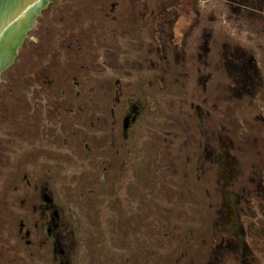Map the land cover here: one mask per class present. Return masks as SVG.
<instances>
[{"label":"rangeland","instance_id":"rangeland-1","mask_svg":"<svg viewBox=\"0 0 264 264\" xmlns=\"http://www.w3.org/2000/svg\"><path fill=\"white\" fill-rule=\"evenodd\" d=\"M103 2L0 41V264H264V0Z\"/></svg>","mask_w":264,"mask_h":264},{"label":"water","instance_id":"water-1","mask_svg":"<svg viewBox=\"0 0 264 264\" xmlns=\"http://www.w3.org/2000/svg\"><path fill=\"white\" fill-rule=\"evenodd\" d=\"M42 0H0V41L2 40L3 36L6 34L7 30L17 21L19 20L27 10L36 4H38ZM47 6V0H44V5L40 8L39 12L33 18L34 20L40 15L41 10ZM33 28L31 24L25 31L29 32ZM25 37L22 38L24 41ZM21 40L20 44L16 46L15 49L21 48L23 45V41ZM17 57L16 53L15 56L12 58L10 62L5 64L0 70V74L9 68L13 63L14 59Z\"/></svg>","mask_w":264,"mask_h":264},{"label":"bare ground","instance_id":"bare-ground-1","mask_svg":"<svg viewBox=\"0 0 264 264\" xmlns=\"http://www.w3.org/2000/svg\"><path fill=\"white\" fill-rule=\"evenodd\" d=\"M41 5H43V0L40 1L38 4H36L35 6L29 8V9L27 10V12H25V14H24L19 20H17L15 23H23L24 21H27L28 17L30 16V14H32V12L34 11V9H35V8L38 9L39 7H41ZM33 15H34V14H33ZM33 15L31 16V20H32ZM15 23H14V24H15ZM28 27H29V26H28ZM28 27H27V28H28ZM27 28H26V29H27ZM22 36H23V37H22ZM21 37L24 38L25 35H21ZM18 41H20V39H19ZM19 43H20V42H19ZM15 44H16V43H15ZM15 48H16V47H15ZM11 51H14V48H12ZM13 54H14V52H13L10 56L0 58V63H1V64H4L3 66H5V64H7L8 62L11 61V57L13 56ZM3 66H2V67H3Z\"/></svg>","mask_w":264,"mask_h":264},{"label":"trees","instance_id":"trees-1","mask_svg":"<svg viewBox=\"0 0 264 264\" xmlns=\"http://www.w3.org/2000/svg\"><path fill=\"white\" fill-rule=\"evenodd\" d=\"M127 0H122V5L126 2ZM104 4L106 3V0H104V2H103ZM101 26V25H100ZM105 33H107V31H105ZM110 34V33H109ZM46 43H48V41H45ZM64 80V79H63ZM75 88L76 87H79L80 86V82L77 80V79H75V83H74V85H73ZM87 86H93V84L92 83H88L87 84ZM127 123L130 121V119L127 117ZM125 128H126V126H125ZM46 200V199H45ZM230 243H231V241H229ZM240 245V244H239ZM226 249H228V248H226Z\"/></svg>","mask_w":264,"mask_h":264},{"label":"flooded vegetation","instance_id":"flooded-vegetation-1","mask_svg":"<svg viewBox=\"0 0 264 264\" xmlns=\"http://www.w3.org/2000/svg\"><path fill=\"white\" fill-rule=\"evenodd\" d=\"M46 200L48 199L46 196H45ZM47 202L49 203L50 201L47 200ZM46 202V203H47ZM50 204V203H49ZM50 233V228L48 229V234Z\"/></svg>","mask_w":264,"mask_h":264}]
</instances>
